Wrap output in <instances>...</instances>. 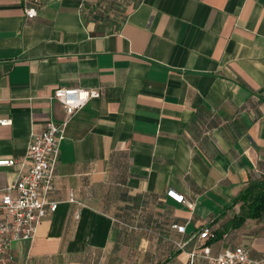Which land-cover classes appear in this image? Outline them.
<instances>
[{
  "label": "crops",
  "instance_id": "crops-1",
  "mask_svg": "<svg viewBox=\"0 0 264 264\" xmlns=\"http://www.w3.org/2000/svg\"><path fill=\"white\" fill-rule=\"evenodd\" d=\"M59 87L100 96L67 125L57 209L13 264H187L201 243H176L203 228L223 233L211 254L264 259V215L226 230L239 205L223 214L264 176V0H41L31 20L0 0V160L63 119ZM16 176L0 166V190Z\"/></svg>",
  "mask_w": 264,
  "mask_h": 264
},
{
  "label": "built area",
  "instance_id": "built-area-1",
  "mask_svg": "<svg viewBox=\"0 0 264 264\" xmlns=\"http://www.w3.org/2000/svg\"><path fill=\"white\" fill-rule=\"evenodd\" d=\"M27 19L37 16L41 0H20ZM96 90L59 87L54 90L50 100L61 104L63 119L55 122L48 116L42 131L33 133L28 145L25 160H0V166L17 167V176L13 183L0 192V264H13L11 249L17 242H31L37 228L48 213H54L58 202L51 199L54 188L55 167L59 154V144L64 139L65 130L71 119L86 106L89 100L99 98ZM11 120H0V126H9ZM176 202L192 204L184 196L168 192ZM73 202V200H71ZM78 217V215L76 216ZM170 228L180 235H185V226L171 224ZM131 229L136 230L135 227ZM210 238L208 228L198 234L184 237L176 243L183 250L187 243L200 244L201 247L191 250L187 264H264L263 260L250 257L247 249L236 246L218 254H211L206 241Z\"/></svg>",
  "mask_w": 264,
  "mask_h": 264
},
{
  "label": "trees",
  "instance_id": "trees-1",
  "mask_svg": "<svg viewBox=\"0 0 264 264\" xmlns=\"http://www.w3.org/2000/svg\"><path fill=\"white\" fill-rule=\"evenodd\" d=\"M236 205H239V212L233 216L230 223L226 226V230L238 229L246 220L259 219L264 215V176L259 179L249 180L247 186L224 208L223 214L232 210ZM221 235L223 233H220L219 237L216 236L212 241H217ZM209 239L206 244L212 242Z\"/></svg>",
  "mask_w": 264,
  "mask_h": 264
}]
</instances>
